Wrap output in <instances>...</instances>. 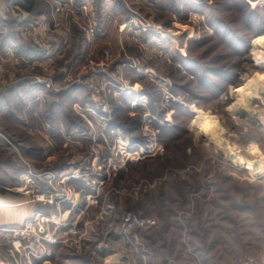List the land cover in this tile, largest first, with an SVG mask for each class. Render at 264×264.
I'll use <instances>...</instances> for the list:
<instances>
[{"label": "clouds", "instance_id": "1", "mask_svg": "<svg viewBox=\"0 0 264 264\" xmlns=\"http://www.w3.org/2000/svg\"><path fill=\"white\" fill-rule=\"evenodd\" d=\"M247 3L252 10L264 7V0ZM262 27L261 21L243 27L239 35L247 50L225 59L223 75H191L182 87L162 90L159 126L145 112L140 127L118 139L106 164L99 157L92 161L91 171L108 169L95 195L63 185L52 196L36 195L30 177L5 168L0 180L20 185L30 205L55 211L50 217L37 213L31 222L0 221L12 229L0 233L8 249L0 251V264H210L197 236V214L203 218L211 201L242 194L264 201ZM121 80L124 90H144L142 80ZM164 125L176 128L178 137L167 138ZM22 165L31 170L27 160ZM55 244L54 255L49 245ZM224 247V253H209L221 264H264V233L244 230Z\"/></svg>", "mask_w": 264, "mask_h": 264}, {"label": "rangeland", "instance_id": "2", "mask_svg": "<svg viewBox=\"0 0 264 264\" xmlns=\"http://www.w3.org/2000/svg\"><path fill=\"white\" fill-rule=\"evenodd\" d=\"M4 1L0 0V51L15 47L12 52L16 54L13 55L26 57L29 55L26 49L30 47L37 51V58L41 59L40 54L45 52L34 42L47 43V37H53L55 41H51L53 48L49 57L37 62L33 74L39 80L50 81L53 86L50 90L32 86L30 80L9 69L7 59L1 58L4 71L8 72L0 73V86L21 82L27 89L34 87L33 95H37L33 97L22 92L16 99L5 95L1 100L6 110L0 109V175L4 174L5 168H11L40 184V175L55 173L56 177L60 175L61 180L68 177L70 180L65 183L83 190L85 194L95 195L99 185L108 179L107 168H102L99 173L91 171L92 161L99 157L97 162L106 164L118 139L124 133L139 128L145 112L151 111L155 119L150 117V123L159 126L157 121L162 119L163 114L158 113L156 108L162 90L165 87L170 90L182 87L181 81L194 76L193 64L188 66L187 63L220 69L229 55L247 50L245 42L243 48L231 49L208 26L206 16L213 15L228 25L233 38L242 40L239 33L243 27L238 21L240 19L242 23L243 18L236 8L227 10L224 6L215 12L203 8L222 0H193L191 4L188 0H117L121 5L117 8L116 25L111 26L104 38L97 39H87L82 34L80 26L87 21L82 16L75 15L78 22L72 17L64 20L54 16L49 10L50 0H37L35 14L29 15L22 10L17 14L11 6H4ZM256 11L264 22V9ZM41 14L45 21L40 19ZM145 33H150L147 40L144 39ZM72 35L85 39V48L81 53L70 42ZM5 42L8 44L6 47L3 46ZM105 52L110 54L109 59L104 58ZM80 56L84 60L77 68L74 60ZM89 61L97 64L102 74L92 77L94 66ZM80 76L83 78L79 79ZM208 76L212 78V75ZM121 78L144 81V90L141 93L124 90ZM88 79L97 84V94L92 95L85 86ZM167 81L173 83L168 85ZM75 87L80 92L77 94L76 91L72 100L61 97ZM78 106L83 111H78ZM90 108L97 116L85 111ZM163 131L169 139H175L180 134L168 125L163 126ZM137 142L143 141H133ZM49 157L53 159L49 161ZM23 160L28 161L31 170L22 165ZM93 181L96 183L93 184ZM5 183L6 180H0V204L8 207L0 209V221L23 218L31 222L36 212L49 214L55 211L47 206L30 205L25 193L17 190L20 185ZM34 185L31 186L35 192ZM38 188L42 187L38 185ZM210 205L203 218L199 213L196 217L197 236L205 246L202 251L210 264H221L218 255L209 253L215 249L224 253L228 238L239 241L244 230L256 236L264 233V201L253 202L251 196L242 194L241 197L233 196L230 202L211 201ZM0 229L12 230L7 226ZM7 250L0 240V251L6 253Z\"/></svg>", "mask_w": 264, "mask_h": 264}, {"label": "built area", "instance_id": "3", "mask_svg": "<svg viewBox=\"0 0 264 264\" xmlns=\"http://www.w3.org/2000/svg\"><path fill=\"white\" fill-rule=\"evenodd\" d=\"M51 1V13L55 16H58L60 18H63L64 20H66L68 17H72L74 18L75 15H80L83 17V19H86L85 15H84V11H83V7L79 4L74 3V0H50ZM264 9V7H262ZM76 22H78V20L76 18H74ZM87 20V19H86ZM80 30L82 32L83 35L86 36V38H90L95 36L96 32L94 30L93 27H91L89 25V23L86 21H84V23L82 22L81 26H80ZM47 43H50L49 45H47V43L44 42H34L36 44V47H40L41 49L44 50V54H40L41 55V59L37 58L38 56L35 55L33 56H21V54H18L17 56L13 55L16 53H13L12 50L13 48H5L4 50L0 51V61L1 58L4 57L5 59H7V64H10L9 69H11L12 71L19 73L21 77H24L27 80H30V84L32 86H40L42 89L44 90H50L53 86L52 83L48 80H39L38 78H35V76H33L34 74V70L37 65V62H41L45 59H47V57H49L50 51H52V42L51 41H55V39L53 37H47L46 38ZM66 43V40L64 41ZM55 49V48H54ZM53 49V50H54ZM104 58L105 59H109L110 58V54L108 52H105L104 54ZM87 60V59H86ZM87 62V61H86ZM89 64L92 66H94V70L91 71L92 72V77L94 75H99L102 74L101 73V68L97 67V64H94L92 61H89ZM3 64L0 62V73H6L8 72L6 70V72L3 69ZM83 76H80L79 79H82ZM93 79V78H90ZM90 79H88V82L85 84V86H87V88L89 89V91L91 92L92 95L97 94V84H94L93 81H91ZM79 85V84H78ZM143 98V97H142ZM86 108V107H85ZM78 111L82 110L79 106H78ZM83 111V110H82ZM85 111L92 113V115L97 116V114L94 113L93 109H85ZM96 111V110H95ZM97 112V111H96ZM39 179L40 184H37V181H33L32 184L34 185L35 189V194L36 195H44L45 197H49L54 195L57 192V184L59 183L60 185L63 186H69L67 183L70 180L68 177L65 178L64 180H61L60 175L59 176H55V173H44L43 175H40ZM71 179H75V177H71ZM67 182V183H65ZM42 184V185H41ZM42 187V188H38ZM83 191V190H82ZM84 192V191H83ZM85 193V192H84ZM61 203H63V205H68L67 203H64L61 201ZM39 213L42 217H50L53 213H49V214H44L42 212H36L34 214V216ZM0 232H7V230L5 229H0ZM9 233L11 232L8 231ZM51 248H53V254L55 255V249L59 247V244H55V245H49Z\"/></svg>", "mask_w": 264, "mask_h": 264}, {"label": "crops", "instance_id": "4", "mask_svg": "<svg viewBox=\"0 0 264 264\" xmlns=\"http://www.w3.org/2000/svg\"><path fill=\"white\" fill-rule=\"evenodd\" d=\"M180 1H182V0H180ZM188 1L190 2L189 4H191V2L193 0H188ZM36 2H37V0H5L3 5L8 6V7L11 6L13 8V11H16L17 14L19 12H21V10H22L25 14L29 15V14H33L35 12L34 9L36 6ZM74 3L79 4L83 7L84 15H85L89 25L91 27H93L95 32H96L95 36H93L96 39L97 38H104V36H106V34L109 31V29L111 28V26H113V24L116 25L117 18L115 16L118 15L117 14L118 5H121V3L118 4L117 0H74ZM49 10H50V7H49ZM177 12H179V9L177 10ZM40 19H42L43 21L46 20L45 17L42 16V14H41ZM70 42L75 45L77 51H80L79 53H81L82 49L85 48V46H84L85 42H86L85 39H79V38L75 37L74 35H72ZM3 46L6 47V46H8V44H6V42H5L3 44ZM26 52L29 53V55H31V56L37 54V51L33 48H30V47L26 49ZM77 54H78V52H77ZM80 58H81V56L74 60V65H76L77 68L84 60V58L83 59L82 58L80 59ZM26 87H24V85L21 82H16L13 85L0 86V109L2 111L6 110V108H4L3 105H1V100H3L5 95H7V97L13 96V98H15V99L18 96H21L22 92H24L25 94H28L30 96L33 95L34 94L33 90L35 88L34 87L32 88L30 86L31 88L27 89ZM73 91H75V92L77 91L76 92L77 94H78V92H80L79 88H77V87H75L73 89ZM36 95L37 94L35 93V95H33V97H35ZM1 226H5V225L0 224V227Z\"/></svg>", "mask_w": 264, "mask_h": 264}, {"label": "trees", "instance_id": "5", "mask_svg": "<svg viewBox=\"0 0 264 264\" xmlns=\"http://www.w3.org/2000/svg\"><path fill=\"white\" fill-rule=\"evenodd\" d=\"M224 6L227 8V10H231V8L237 9L236 12L238 11L237 13L240 14V16L243 18L242 23H241L240 19L238 21V23L242 27H251L253 24H256L257 21L262 22V19H261V17H259L260 15L257 14V11L252 10L250 8V6L248 5V3L245 2V0H222L221 3L215 2L211 6H203V8L205 10H212L215 12V11L223 8ZM206 18H207L206 19L207 24L213 30L215 36L221 37V40L223 42H226L228 44V46L231 47V49L239 50V48H241V47L243 48V45H245V43L238 38L232 37L231 31L228 30V25L224 24L223 21H220L219 19L214 18L213 15L206 16ZM144 36H145L144 39L147 40L148 37L150 36V33H145ZM238 46H239V48H238ZM218 58L219 57L215 58L213 63H215ZM191 64H193V66H194L193 74H194V76H197V78L206 79L208 77V75H212V74H215L216 76L223 75V73L219 69H208V68H204V67L202 68V66L198 63H187L188 66H190ZM188 69L191 70L190 68H188ZM74 93H75V91H73V88H71L70 91H67L64 94H61L62 95L61 97L62 98L63 97L71 98L72 96H74ZM126 99L127 98L125 97L124 100H126ZM71 100H72V98H71ZM57 108H58V106H57Z\"/></svg>", "mask_w": 264, "mask_h": 264}, {"label": "bare ground", "instance_id": "6", "mask_svg": "<svg viewBox=\"0 0 264 264\" xmlns=\"http://www.w3.org/2000/svg\"><path fill=\"white\" fill-rule=\"evenodd\" d=\"M6 207H8V206H6L4 204H0V209L6 208ZM1 211L4 212V213L9 212V211H5V210H1Z\"/></svg>", "mask_w": 264, "mask_h": 264}]
</instances>
